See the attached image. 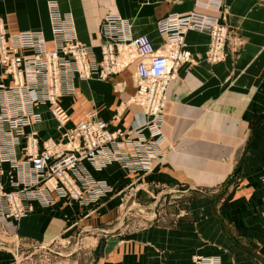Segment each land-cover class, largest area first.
Listing matches in <instances>:
<instances>
[{
	"label": "crops",
	"instance_id": "1",
	"mask_svg": "<svg viewBox=\"0 0 264 264\" xmlns=\"http://www.w3.org/2000/svg\"><path fill=\"white\" fill-rule=\"evenodd\" d=\"M57 1L62 11L72 13L78 37L98 55L107 13L125 16L134 34L146 33L162 47L166 36L157 29L160 17L194 9L221 15L220 2L240 43L236 48L229 43L230 53L214 62L208 58L209 35L190 30L186 39L193 58L168 83L164 139L151 170L131 173L120 162L96 170L87 162L113 191L93 205L59 198L50 206L36 202L18 222L4 218L18 233L17 245L52 243L87 231L92 234L85 264H192L196 253L220 255L222 264H264V185L259 180L264 168V0ZM1 22L12 32L43 30L47 45H54L48 0H0ZM135 69L132 62L107 79L77 80V95L61 100L69 123L96 109L113 128L136 126L142 107L131 100ZM40 109V136L59 138L56 119L47 106ZM166 191L177 193L162 196ZM116 216L119 226L111 228ZM10 250L0 253V264H29L17 261Z\"/></svg>",
	"mask_w": 264,
	"mask_h": 264
},
{
	"label": "built area",
	"instance_id": "2",
	"mask_svg": "<svg viewBox=\"0 0 264 264\" xmlns=\"http://www.w3.org/2000/svg\"><path fill=\"white\" fill-rule=\"evenodd\" d=\"M48 10L52 47L43 30L12 32L0 23V217L15 222L31 213L36 202L50 206L67 198L93 205L109 195L113 186L96 177L87 162L96 170L114 162L131 173L151 170L164 138L168 83L192 57L187 32L209 35L208 58L214 62L230 53L229 43L235 48L240 43L233 39L221 2V15L194 9L160 17L157 29L166 36L162 47L146 33L134 34L125 16L107 13L101 23L100 55L78 37L71 12L62 11L57 0H48ZM134 61L136 91L131 100L142 107L134 135L110 128L96 110L69 123L71 116L61 99L77 92V80L107 79ZM44 105L63 129L59 140H41L35 128L44 119ZM260 181L264 184V168ZM192 264H222V259L196 253Z\"/></svg>",
	"mask_w": 264,
	"mask_h": 264
},
{
	"label": "rangeland",
	"instance_id": "3",
	"mask_svg": "<svg viewBox=\"0 0 264 264\" xmlns=\"http://www.w3.org/2000/svg\"><path fill=\"white\" fill-rule=\"evenodd\" d=\"M132 97L133 96H131V98ZM78 114H76V116L74 117L77 118L79 116ZM75 122L77 121H74V123ZM176 193L177 191H166L162 193V196L166 194H169L170 196L171 194ZM162 196L161 198H163ZM169 196L167 198V203L169 200ZM148 199L150 202L153 198L149 197ZM171 199L177 198L175 196H172ZM131 202L132 201L130 199L128 201V205ZM147 210L151 209L149 208ZM114 219L115 220L110 224L111 228L116 225L119 226L118 222L121 220H119L118 216H116ZM128 220H131V217L126 218L125 222H127ZM91 234L92 233L87 231H77V233H74L69 237L66 235L65 237H63V239H59V241H57V239L52 243H44L43 241H39L36 243V245L21 246L20 244L17 245L19 238L18 233L11 231L7 226V221L3 217H0V253H3L4 249H11L10 251L14 253L17 261L21 260V262H25V260L27 259L29 261V264H85L84 250L85 248L87 250L88 246L90 245ZM10 243L12 245H10Z\"/></svg>",
	"mask_w": 264,
	"mask_h": 264
},
{
	"label": "bare ground",
	"instance_id": "4",
	"mask_svg": "<svg viewBox=\"0 0 264 264\" xmlns=\"http://www.w3.org/2000/svg\"><path fill=\"white\" fill-rule=\"evenodd\" d=\"M49 17H50V15H49ZM50 24H51V21H50ZM51 31H52V29H51ZM189 31H190V30H189ZM189 31H188V32H189ZM188 32H187V33H188ZM44 34H45V33H44ZM186 36H187V35H186ZM45 38H46V35H45ZM186 40H187V39H186ZM46 42H47V39H46ZM192 58H193V54H192V57H191L190 60H192ZM190 60H189V61H190ZM189 61H187V62H189ZM134 62H135V61H134ZM187 62H185V63H187ZM185 63H184V64H185ZM130 64H131V63H130ZM135 64H136V62H135ZM182 65H183V64H182ZM77 92H78V91H77ZM77 92H76V93H77ZM76 93H74L73 95H75ZM62 99H63V98H62ZM62 99H61V100H62ZM44 106H45V105H44ZM47 107H48V106H47ZM48 109H49V107H48ZM91 110H96V109H91ZM49 111H50V109H49ZM89 111H90V110H89ZM96 111H97V110H96ZM50 113H51V112H50ZM69 114H70V113H69ZM70 116H71V115H70ZM52 117H53V116H52ZM43 118H44V117H43ZM54 118H55V117H54ZM55 119H56V118H55ZM105 120H106V119H105ZM56 121H57V120H56ZM70 121H71V120H70ZM107 121H108V120H107ZM42 122H43V121H42ZM40 123H41V122H40ZM73 123H74V122H73ZM73 123H72V124H73ZM108 123H109V127L112 128V129L120 128V129H122V130L125 131V132H129V131H130V134H131V135H134V133H135L134 130H132L133 128H130V129H123L122 127H116V128H113V127H111L109 121H108ZM38 124H39V123H38ZM38 124L35 125V128L38 130V135H39V137H40L41 140H45V139H47V138H54V137H42V136H40V129H39V127H37ZM57 128H58V130L61 132V135H60L59 138H55V139H58V140H59V139L62 138V132H63V129H61V127H59L58 124H57ZM162 134H163V131H162ZM163 136H164V134H163ZM163 139H164V138H163ZM259 180H260V176H259ZM260 182H261V181H260ZM262 184H263V183H262ZM263 185H264V184H263Z\"/></svg>",
	"mask_w": 264,
	"mask_h": 264
}]
</instances>
